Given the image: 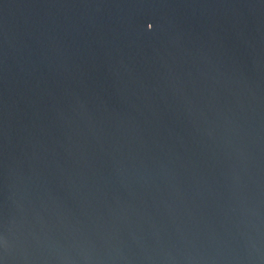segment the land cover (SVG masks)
Segmentation results:
<instances>
[{"label": "water", "instance_id": "1", "mask_svg": "<svg viewBox=\"0 0 264 264\" xmlns=\"http://www.w3.org/2000/svg\"><path fill=\"white\" fill-rule=\"evenodd\" d=\"M0 264H264V0H0Z\"/></svg>", "mask_w": 264, "mask_h": 264}, {"label": "snow or ice", "instance_id": "2", "mask_svg": "<svg viewBox=\"0 0 264 264\" xmlns=\"http://www.w3.org/2000/svg\"><path fill=\"white\" fill-rule=\"evenodd\" d=\"M151 27H152V24H150V23H149V24H147V28H149V29H150Z\"/></svg>", "mask_w": 264, "mask_h": 264}]
</instances>
